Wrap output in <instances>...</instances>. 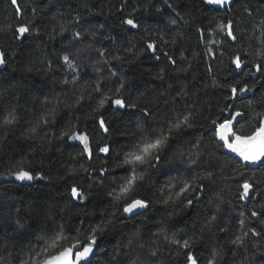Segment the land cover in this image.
<instances>
[{"label": "trees", "instance_id": "1", "mask_svg": "<svg viewBox=\"0 0 264 264\" xmlns=\"http://www.w3.org/2000/svg\"><path fill=\"white\" fill-rule=\"evenodd\" d=\"M229 22L235 40L220 27ZM20 26L29 29L22 37ZM0 52V264H34L53 239L82 245L93 232L91 264H187V251L198 264H264V164L243 168L212 130L233 104V88V114L244 118L238 134L264 118V0L221 8L205 0H0ZM185 116L191 126L169 133ZM73 133L88 136L91 157ZM161 134L159 160L133 173L126 155ZM19 169L33 175L29 185L5 182ZM133 174L131 193L115 200ZM245 180L254 182L248 204L240 199ZM73 186L83 199L71 196ZM131 199L148 206L124 219ZM238 237L243 245L232 243Z\"/></svg>", "mask_w": 264, "mask_h": 264}, {"label": "snow or ice", "instance_id": "2", "mask_svg": "<svg viewBox=\"0 0 264 264\" xmlns=\"http://www.w3.org/2000/svg\"><path fill=\"white\" fill-rule=\"evenodd\" d=\"M17 0H12L13 4H16ZM206 3L212 5L224 6L225 4H229L232 0H205ZM19 11V9H17ZM126 25L131 26L132 28H137L138 24L133 19H127L124 21ZM172 23H176L175 20ZM222 29H227V35L232 37L233 40L236 37L233 35L232 25L229 22L228 25H221ZM19 33V36L22 37L25 33L29 32V29L26 26H20L16 30ZM80 33H75L76 39H79ZM149 49L155 50V46L153 44L148 45ZM159 59V57H157ZM64 63L74 71L76 70L75 62L68 55L63 57ZM172 64H175L174 60L169 58ZM4 53L0 52V65L5 64ZM236 68H241L242 63L239 57H237L234 61ZM257 70H259V66H257ZM115 75V73H113ZM162 79V77H161ZM99 91V88H97ZM252 91V89H248L247 87L241 88L240 92H248ZM237 92L236 88L232 89L233 97ZM101 106L105 103L104 100H101ZM112 103L119 107L125 108V101L121 98H116L112 101ZM131 107H135V105H131ZM145 116L148 115V112L144 111ZM243 116L241 112H235L230 118L224 119L218 125H216L214 131L216 137L223 141L224 147L229 149L232 153H235L245 164H264V118H261L259 126L255 128L250 134H238L237 131L234 130V122H238L237 118ZM15 122V117L5 119L4 123L6 125H11ZM213 124H216V121H213ZM100 126L103 128L105 132L108 131L107 127H105V123L103 118L100 119ZM184 126H191L189 124V117L185 116L183 120L176 122L171 125L168 129L169 133L173 130L179 131ZM70 140H79L84 146V152L87 153L89 157L92 155V150L89 147L88 136L86 134H77L73 133L69 136ZM167 137L161 134L158 138L144 142L135 147L134 151L129 152L124 160V163L127 165H131L133 167V173L135 172V167L137 165H144L150 162L151 159L159 160V156L157 153L162 149L164 144L166 143ZM101 153H108V146L101 147L99 149ZM195 163V161H193ZM10 175L14 176L16 180L25 181L34 179L33 175L30 171L19 169ZM136 175L133 174L124 185H122L119 189V192L114 195V199L117 201L123 200L131 193L133 187L136 182ZM242 192L240 193V199L246 200L250 198V193L254 188V182H250L249 180H245L242 185ZM187 190L182 189V191ZM71 196L74 199H83V193L79 191L75 186L71 188ZM188 204H192V200L188 201ZM148 205L146 201L142 199H131L130 201H126L123 206V212L128 215H132L136 213L137 209H144ZM264 207V206H262ZM251 215L256 217L259 215L257 211H252ZM216 219L215 216L212 217V220L209 221V224L212 223ZM243 226L244 221H240ZM253 236H260L261 233L257 232L255 228L250 230ZM63 237H57L53 239L50 243H48L44 249V252L47 253L44 255L43 259L34 261V264H82V262H89V257L93 254L94 248L97 247V237L95 232L92 235L87 237L86 243L81 245L80 241H77L75 244L64 247L60 244V241ZM167 239V237H165ZM131 243V242H130ZM170 243L176 244L183 249H190L191 244L188 240H181L173 238ZM233 244L243 245V238L238 237L236 240L232 242ZM187 264H198V259L191 251L186 252ZM209 264H215V260L209 261Z\"/></svg>", "mask_w": 264, "mask_h": 264}, {"label": "water", "instance_id": "3", "mask_svg": "<svg viewBox=\"0 0 264 264\" xmlns=\"http://www.w3.org/2000/svg\"><path fill=\"white\" fill-rule=\"evenodd\" d=\"M259 76V73L257 72L256 76H255V79ZM233 104L231 105L229 111L227 112V114L225 115V119L227 118H230L231 115H233V109H234V103L237 101V97H234L233 98ZM244 120L243 116L241 117H238L237 118V121L238 122H234V130L236 129V127L242 123ZM216 127V125H214L212 127V130H214ZM215 140H216V143L217 145L223 149L224 153L231 159H233L234 161H236L238 164H240L243 168L245 169H248V170H257L259 167H261L262 164H259V165H254V164H245L238 156H236L235 153H232L229 149H227L226 147H224L223 145V141H220L216 136H215ZM5 182L7 183H14L16 185H19V186H27L31 183V180H25V181H19V180H16L15 177L13 178H10L8 180H6ZM253 197V190L251 191L250 193V198L249 199H246V200H242L245 204H248L251 200V198ZM146 211V208L144 209H137L136 210V213L132 214V215H128V214H123V218L124 219H131L133 217H136L142 213H144ZM255 220L258 219V217H254ZM95 257V250L93 252V254L89 257V262H82V264H91L93 259Z\"/></svg>", "mask_w": 264, "mask_h": 264}, {"label": "rangeland", "instance_id": "4", "mask_svg": "<svg viewBox=\"0 0 264 264\" xmlns=\"http://www.w3.org/2000/svg\"><path fill=\"white\" fill-rule=\"evenodd\" d=\"M208 4V3H207ZM208 5H210L211 7H214V8H221L222 6H219V5H212V4H208ZM225 5H227V4H225ZM224 5V6H225ZM75 143H79V144H81V145H83L79 140H73Z\"/></svg>", "mask_w": 264, "mask_h": 264}]
</instances>
